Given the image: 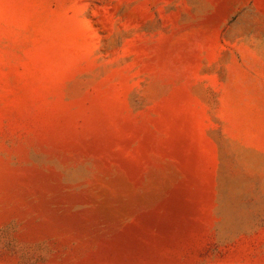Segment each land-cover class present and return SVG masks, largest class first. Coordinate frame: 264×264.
<instances>
[{
    "label": "rangeland",
    "instance_id": "1",
    "mask_svg": "<svg viewBox=\"0 0 264 264\" xmlns=\"http://www.w3.org/2000/svg\"><path fill=\"white\" fill-rule=\"evenodd\" d=\"M0 264H264V0H0Z\"/></svg>",
    "mask_w": 264,
    "mask_h": 264
}]
</instances>
